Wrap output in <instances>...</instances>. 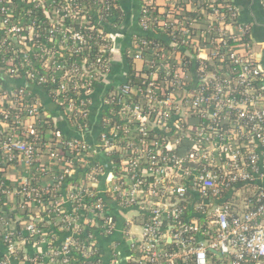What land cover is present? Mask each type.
Returning <instances> with one entry per match:
<instances>
[{
  "label": "built area",
  "instance_id": "obj_1",
  "mask_svg": "<svg viewBox=\"0 0 264 264\" xmlns=\"http://www.w3.org/2000/svg\"><path fill=\"white\" fill-rule=\"evenodd\" d=\"M13 1L0 0V78L4 89L0 87V169L5 162L10 169L16 168L15 162L27 167L42 162V148L49 164L61 163L65 158L59 156V141L52 142L51 138L50 142H34L38 138L35 126L40 120V104L30 101L25 89L31 85L43 87L46 82L64 90L66 84L56 82L53 76L36 77L26 68L37 65L35 56L39 54L44 57L41 69H59L65 62L57 61V57L64 58L62 53L70 48L80 52L85 47L83 34L71 28L72 21L86 22V10L80 8L84 3L22 0L25 8L14 13ZM217 1L206 0L211 12L200 14L208 26L190 39L189 28L178 23L175 33L182 36V46L174 41L169 44L173 50L158 44L146 47V41L135 45L133 60L150 69L149 82L136 88L133 98L131 87L118 86L125 97L113 101L117 120L130 126V141L119 139V127L109 130L103 125L93 147L78 137L65 143L68 150L75 151L76 158L69 161V166L74 160H90L94 150L106 155L116 153L119 174L94 169L80 187L68 185L60 197L72 202L66 211L61 200L49 208L41 196L44 187L59 190L62 176L44 187L34 175L0 178V264L15 260L18 264L264 263V73L250 42L240 49L234 45L250 35V26L238 19L235 7L225 4L230 14L221 12ZM31 7L43 9L42 15L52 23L45 36L49 49L34 46L38 31L30 16ZM189 8L195 12L192 6ZM13 14L18 21L12 20ZM143 27L147 29L145 21ZM109 51L113 55L117 51L113 40ZM201 60L206 63L197 66ZM226 60L236 66L230 72L217 64ZM161 74L168 91L160 95ZM89 86L81 90L84 97L91 82ZM68 106L72 109L74 105ZM11 111L14 114L10 115ZM85 128L86 124L78 126L79 131ZM22 130L31 141L21 136ZM133 131L136 134L132 135ZM146 154L149 165L145 175L150 181L140 174L139 159ZM110 163L115 168L112 160ZM39 171L50 172V165ZM65 171L73 172L71 168ZM5 179L13 181L5 184ZM107 198L126 208L119 211L147 217L133 249L139 251L138 255L124 252L123 241H111L105 248L99 244L98 235L108 237L116 229L110 216L115 213L105 204ZM29 203L37 210L30 215L32 221L18 229L21 209ZM52 215L62 217L66 233L62 240L54 232ZM41 223L43 228L38 226ZM19 253L25 255L23 261L17 260Z\"/></svg>",
  "mask_w": 264,
  "mask_h": 264
},
{
  "label": "trees",
  "instance_id": "obj_2",
  "mask_svg": "<svg viewBox=\"0 0 264 264\" xmlns=\"http://www.w3.org/2000/svg\"><path fill=\"white\" fill-rule=\"evenodd\" d=\"M82 3L80 5V8H85L87 19L86 22L83 23V21L75 20L72 21L71 28L74 30L81 32L86 39V45L83 47V49L78 52L76 50H73L72 48L67 50L66 52H63L62 55H64V58L60 56V53H57V61H64L65 65L62 66L59 69H41L40 65H42V60H44V57L35 56L37 63L36 66L33 67H27V71H33L36 77L44 76V77H56V82L58 83H65L66 87L64 90H58L60 87L59 85L55 83H44V88L47 90V94L51 101L55 103V106H57L64 115L65 124L72 127L75 134L74 135H65L58 127L55 125V121L52 118L53 116L50 115V112L48 109L45 108L44 103L41 102L39 99V96L32 92L29 89H25L27 94L30 97V101H36L39 102V117L40 120L36 124V129L38 132V138L34 142L37 144L38 142L43 143L47 142L52 139V142H57L61 146H58V152L59 156L64 157L61 163L57 164H49V157L46 155V150L42 148L44 152V157L42 162H34L29 165V167L24 166L23 163H16L15 169H10L8 167V163L5 162L4 165L2 164V167L0 169V178H11L12 175L15 179L18 177V175L24 174V175H30L35 176L37 179H42L43 183L47 182L48 184L57 181L59 176H62L63 181L59 184V190L51 191V186L44 187L41 190V196L44 199V203L49 205V208H51V205L56 201L57 198H60L63 194V192H66L68 190V185H73L74 187H80L82 182H85L86 179H89V174L94 169H101L102 171H113V174L117 175L119 174L120 167H116V165L119 163L120 158L116 156V153H112L110 155H106L103 151H99V155L97 154L96 157L85 158L84 163H80L78 160H74L72 164L69 166L68 163L71 159H75L74 156L75 151L68 150L67 146L65 145L66 142L76 140V137H78L77 131H79L78 126H81L82 124H86V127H89V108L92 104V101L88 97H84L81 93L83 86H89V83L91 82V87L95 82L101 80V78L105 77L107 73L109 74V71L114 65V55L109 51V48L112 47V40L109 37V34L107 32V26L106 24H110L112 28H117L121 26L122 22H124V14L122 13L121 9L119 8L118 0H80ZM140 1V9H139V16L137 18V26L139 33L137 35L131 36V45L130 48L124 52L123 59H125V63L128 64V72L125 75V80L122 84L119 85H128L131 87V95L133 98V95L135 93L136 88L144 87L147 85L150 79L149 68L145 67L144 65V76L140 72L135 71L133 68V57L132 54L135 50V45H139V42L146 41L149 43L148 46L152 44H158V47H163L165 49L173 50L171 48L170 41H174L176 43H179V46H182L181 39L182 36L180 34L175 33L177 29L178 23L181 25H184L189 28L190 36L196 35L200 32H202V27L208 26V22L201 19L202 12H206L207 14L211 12L210 4L206 2V0H139ZM14 2V13L21 10L20 8H25L24 3L22 0H15ZM228 4L235 7L232 0H218L215 4L216 7L226 14H230V10H228L224 5ZM78 5V4H77ZM83 6V7H82ZM190 6H192L195 9V12L190 10ZM222 6V8L220 7ZM142 8V9H141ZM209 8V10H208ZM31 19L35 20V29L38 31L36 33V42H34L35 47H45L46 49H49L47 47H50V44H48L46 40V32L49 29V27H52V23H50V20L45 18V15H42L43 9L38 10L39 8L31 7ZM48 10V9H47ZM78 12H81L77 10ZM95 12V13H93ZM169 15V16H168ZM199 18V19H198ZM201 19V20H200ZM12 20L18 21L17 17L13 14ZM144 21L147 23V29H144L143 23ZM235 22L237 19L234 20ZM101 23V24H100ZM105 25V26H103ZM174 33L177 37H175ZM217 39V36L214 37ZM15 39V38H14ZM168 41V42H166ZM250 42L249 34H246L242 40L239 43L234 44L235 48H242L243 44ZM37 44V45H36ZM32 47V48H35ZM144 47V46H139ZM184 47H190L188 45L184 44ZM131 50V53H130ZM143 53L147 56L149 55V52L146 51V49L143 50ZM68 54V56H67ZM189 57H184L183 59H187ZM190 60V58H189ZM123 61V60H122ZM191 61V60H190ZM82 63V64H80ZM206 63L204 60H201V62L196 63V65H203ZM224 66V70L230 72L233 70L235 65H230V62L228 60L222 61V63H217ZM193 69V68H189ZM2 79L0 78V87L4 91L2 87ZM165 78L162 76V74L159 77V87L158 92L160 95L163 92H167L168 89L165 87ZM2 83V84H1ZM20 82H18L19 84ZM90 87V86H89ZM42 88V87H41ZM117 87H111L107 95L105 96V101L107 104H103L102 106V115L100 118V127L98 136L96 139V142L98 139H100L102 126H107L110 129H113L115 126L119 127V139L122 141H130V139L127 136L128 130H130V126L123 121L117 120L116 116V109L115 105L113 104V101H117L120 99H124L125 95H122L118 91ZM20 89V88H18ZM23 89V88H22ZM17 92V89L15 90ZM137 100H142V97H135ZM72 103L73 108H69V104ZM10 115L14 114V112H10ZM87 114V115H86ZM108 120H110L108 122ZM53 133H59L60 136H52ZM101 133V134H100ZM136 134L135 131H133L132 135ZM21 136L23 138L28 139V141H31L30 136H26V132L24 130L21 131ZM148 137L147 139H149ZM33 142V141H32ZM40 146V145H38ZM183 147V145H181ZM181 152V150H177L176 153ZM87 153V152H86ZM85 153V154H86ZM110 160H112L113 164L115 165V168L112 167V165H109ZM140 161V168H141V177L143 180L150 181V178L145 175V169L148 167V157L147 154L142 158L139 159ZM106 162V163H104ZM44 165V166H43ZM47 165H50V172H40V167H45ZM105 165V167L103 166ZM21 167V173L15 172L16 169H19L18 167ZM71 168L73 172H66V169ZM106 168V169H105ZM49 172V173H48ZM36 179V180H37ZM13 181V180H10ZM9 179H5L4 183H10ZM50 185V184H49ZM253 198V197H252ZM32 203V202H31ZM29 203L24 209H21V221L18 225V229L21 228L22 225L27 224L31 222L30 215L34 214L37 210V207L35 205H32ZM51 204V205H50ZM180 207L184 206V204H179ZM61 218V219H60ZM53 221H60L59 224L55 225L54 232L55 233H61L64 232V223L61 221L62 217L59 215H52L51 220ZM135 222L140 225H144L147 222V217L144 215H138ZM40 228H43L44 225L38 224ZM48 227L47 225H45ZM89 234H93L92 230H88ZM87 240V237L84 238ZM83 239V240H84ZM98 252H102V249L99 248ZM136 255L139 254L138 250H135L134 252ZM210 254H213L210 252ZM24 254L19 253L17 254L16 258L19 261H23ZM264 260V259H263ZM37 261H28V264H38ZM221 263V261H220ZM11 264H18L15 261L11 262ZM264 264V263H263Z\"/></svg>",
  "mask_w": 264,
  "mask_h": 264
},
{
  "label": "crops",
  "instance_id": "obj_3",
  "mask_svg": "<svg viewBox=\"0 0 264 264\" xmlns=\"http://www.w3.org/2000/svg\"><path fill=\"white\" fill-rule=\"evenodd\" d=\"M235 8L237 9L238 19L250 26V44L253 47V51H255L257 55V60L260 65L262 72L264 73V0H232ZM119 8L121 9L122 13L124 14V22H122L121 26L112 28L110 24H106L107 32L111 39L113 40V47L117 48L116 53L114 54V65H112L109 74L105 75V77L101 78V80L95 82L90 90L87 91L86 97L90 98L92 104L89 108V127L83 129V131H77L78 138H83L87 145L93 147L96 144V139L99 132L100 127V118L102 115V106L103 101L105 100V96L109 92L111 87H117L123 83L125 80V75L128 72V64L125 63V59H123V54L126 52L131 45V36L137 35L139 33L138 26H137V18L139 16V9H140V1L139 0H118ZM104 25V26H105ZM167 42V41H166ZM179 58V55H177ZM123 60V61H122ZM133 68L135 71L140 72L141 74L144 73V65L142 62H133ZM28 88L35 92L41 102L44 103L46 109L49 110L50 115H52L56 127H58L65 135H74L75 132L71 126L65 124L64 115L62 111L55 106V103L51 101L47 94V90L45 88L36 87V86H28ZM99 151H93V158ZM99 155V154H98ZM106 163V162H104ZM111 163L109 162V165ZM17 173L14 171L12 173ZM11 179L14 177L11 175ZM41 186H46L43 183V180L38 181ZM83 182L81 183V185ZM100 190V187H98ZM95 190L97 191L96 187ZM66 196L63 198H57L56 201L62 203V207L64 210H68L72 207V202L67 200ZM108 201L105 202L107 209L111 210L115 213V216L112 217L115 223V233L113 235H109L108 237H104L102 235L97 236V240H99V244L101 247L105 248L106 244L109 242H121V248L124 252L128 254H134L135 251V244L137 243V238L131 235L128 231V227L131 225L138 226L141 229V225L135 222L136 212H128L126 210L119 209H126L119 205L115 200L107 198ZM13 215V214H12ZM117 215V216H116ZM53 221V219H52ZM50 222V221H49ZM59 221H54V223H58ZM142 231V229H141ZM66 235L64 232L58 233V239L62 240L63 237ZM128 240H133L130 244H127Z\"/></svg>",
  "mask_w": 264,
  "mask_h": 264
},
{
  "label": "rangeland",
  "instance_id": "obj_4",
  "mask_svg": "<svg viewBox=\"0 0 264 264\" xmlns=\"http://www.w3.org/2000/svg\"><path fill=\"white\" fill-rule=\"evenodd\" d=\"M128 231L131 235L135 236L137 238V241H140L141 238V229L138 226H135L134 224L128 227Z\"/></svg>",
  "mask_w": 264,
  "mask_h": 264
},
{
  "label": "water",
  "instance_id": "obj_5",
  "mask_svg": "<svg viewBox=\"0 0 264 264\" xmlns=\"http://www.w3.org/2000/svg\"><path fill=\"white\" fill-rule=\"evenodd\" d=\"M131 242H133V240H128V241H127V244H130Z\"/></svg>",
  "mask_w": 264,
  "mask_h": 264
}]
</instances>
